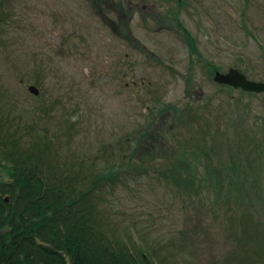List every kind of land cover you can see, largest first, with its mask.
<instances>
[{
  "label": "rangeland",
  "instance_id": "1",
  "mask_svg": "<svg viewBox=\"0 0 264 264\" xmlns=\"http://www.w3.org/2000/svg\"><path fill=\"white\" fill-rule=\"evenodd\" d=\"M229 70L264 83V0H0V137L114 172L103 223L155 264H264V94Z\"/></svg>",
  "mask_w": 264,
  "mask_h": 264
},
{
  "label": "trees",
  "instance_id": "2",
  "mask_svg": "<svg viewBox=\"0 0 264 264\" xmlns=\"http://www.w3.org/2000/svg\"><path fill=\"white\" fill-rule=\"evenodd\" d=\"M176 142L189 147L185 139ZM20 144L0 137V165L7 173L0 183V264H155L141 248L117 240L103 223L104 190L112 194L109 189L122 183L114 172L90 171L86 177L79 169L78 175L64 176L48 166L45 142L24 150ZM176 151L180 163L197 157L193 149L190 155ZM197 159L189 167L197 168ZM170 169L182 177L177 168Z\"/></svg>",
  "mask_w": 264,
  "mask_h": 264
},
{
  "label": "water",
  "instance_id": "3",
  "mask_svg": "<svg viewBox=\"0 0 264 264\" xmlns=\"http://www.w3.org/2000/svg\"><path fill=\"white\" fill-rule=\"evenodd\" d=\"M213 82L216 85L240 90L248 94H264V83L248 81L236 70H229L227 74L216 73ZM27 90L35 97L39 95L38 90L34 87L29 86Z\"/></svg>",
  "mask_w": 264,
  "mask_h": 264
}]
</instances>
